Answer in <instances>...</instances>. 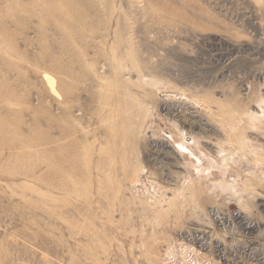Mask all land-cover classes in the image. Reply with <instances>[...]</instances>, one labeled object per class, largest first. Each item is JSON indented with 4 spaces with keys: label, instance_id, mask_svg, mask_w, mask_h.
Masks as SVG:
<instances>
[{
    "label": "rangeland",
    "instance_id": "1",
    "mask_svg": "<svg viewBox=\"0 0 264 264\" xmlns=\"http://www.w3.org/2000/svg\"><path fill=\"white\" fill-rule=\"evenodd\" d=\"M263 99L264 0H0V264H264Z\"/></svg>",
    "mask_w": 264,
    "mask_h": 264
},
{
    "label": "bare ground",
    "instance_id": "2",
    "mask_svg": "<svg viewBox=\"0 0 264 264\" xmlns=\"http://www.w3.org/2000/svg\"><path fill=\"white\" fill-rule=\"evenodd\" d=\"M134 62H136L137 63V59L136 58H133V59H131V62L128 64V68L129 69H136L139 65L137 64H135ZM143 64V63H142ZM119 64H116V66H118ZM112 66V65H111ZM119 68H122V66H118ZM140 75L142 76V79L140 80V78H139V80L141 81V82H145V83H149L150 85H155V81L153 80H151V79H149L151 76H146V74L145 75H143L142 73H140ZM138 80V81H139ZM51 89L53 90V86L51 85ZM130 97L133 99V100H137L139 103H141L142 102V99L140 98V97H136V95H134V94H131L130 95ZM261 102H263L264 103V99L261 101ZM261 102L260 103H258V106L257 105H252L251 107H249L248 109L249 110H247L246 111V114H245V116H242L241 115V117L240 118H245L246 120H247V122L250 124V127L251 128H253V129H257V128H259V127H261V126H263L264 125V104H261ZM241 135H244L243 133H240ZM231 137H233L234 138V142H236L237 144H239L240 146L241 145H245L246 143H248V142H246L245 141V139H247V137L246 136H243L241 139H240V137H238L235 133H233L232 134V136ZM230 138V137H229ZM180 139L182 140V138L180 137ZM184 139V138H183ZM186 139V138H185ZM262 140H264V138H261ZM250 140H252V139H250ZM257 140H259V139H257ZM190 141V140H189ZM192 141V140H191ZM184 143L188 146V141H184ZM183 143V144H184ZM263 143V142H262ZM247 145V144H246ZM249 145V144H248ZM186 146V147H187ZM186 147H185V149H186ZM243 147H245V148H247L246 146H243ZM184 148V147H183ZM254 148V147H253ZM239 149H240V147H239ZM248 150V149H247ZM221 151V150H220ZM239 151V150H238ZM222 157V156H221Z\"/></svg>",
    "mask_w": 264,
    "mask_h": 264
}]
</instances>
